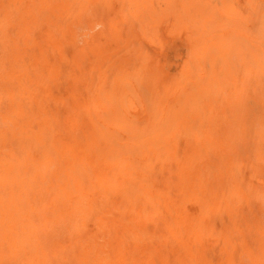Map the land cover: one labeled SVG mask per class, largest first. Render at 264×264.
<instances>
[{
  "label": "rangeland",
  "instance_id": "1",
  "mask_svg": "<svg viewBox=\"0 0 264 264\" xmlns=\"http://www.w3.org/2000/svg\"><path fill=\"white\" fill-rule=\"evenodd\" d=\"M57 1L65 55L90 70L79 85L106 119L93 150L109 262L122 244L131 264H161L165 251L183 264L188 250L199 264H264V0ZM129 74L126 102L172 91L188 106L112 107L115 78ZM234 82L250 85L258 112L211 107Z\"/></svg>",
  "mask_w": 264,
  "mask_h": 264
},
{
  "label": "bare ground",
  "instance_id": "2",
  "mask_svg": "<svg viewBox=\"0 0 264 264\" xmlns=\"http://www.w3.org/2000/svg\"><path fill=\"white\" fill-rule=\"evenodd\" d=\"M225 5L224 14H231ZM62 8L57 0H0V264H131L130 248L122 244L112 261L107 259L105 218L99 212L106 173L93 150L96 123L106 119L90 96L94 88L79 85L90 70L65 55L58 35ZM113 55L102 56L110 61ZM133 78H115L112 107L134 104L121 99L127 92L122 80L131 91ZM198 84V93L209 90ZM242 86L220 87L222 104L211 107L258 112L261 106L251 103L250 85ZM133 106L188 103H179L171 91ZM187 253L183 264H199L192 250ZM162 256L161 264H170L171 255L165 251ZM150 258L143 264H157Z\"/></svg>",
  "mask_w": 264,
  "mask_h": 264
}]
</instances>
